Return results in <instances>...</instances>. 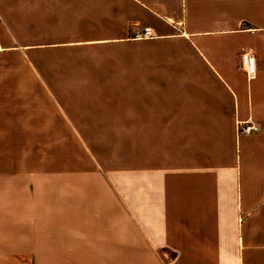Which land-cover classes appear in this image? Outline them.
Here are the masks:
<instances>
[{
    "label": "crops",
    "instance_id": "1",
    "mask_svg": "<svg viewBox=\"0 0 264 264\" xmlns=\"http://www.w3.org/2000/svg\"><path fill=\"white\" fill-rule=\"evenodd\" d=\"M145 28L153 38L138 36ZM68 46L102 48V78L117 80L106 94L134 96V245L108 184L114 205L98 210L114 234L95 233L96 206L71 184H0V224L39 240L28 252L49 257L39 264L58 263L64 229L87 248L73 264H264V0H0V52L31 62L37 48ZM14 79L0 70V136L18 138L0 141L30 142V122L12 112H29L31 88ZM250 123L259 132L240 135Z\"/></svg>",
    "mask_w": 264,
    "mask_h": 264
},
{
    "label": "rangeland",
    "instance_id": "2",
    "mask_svg": "<svg viewBox=\"0 0 264 264\" xmlns=\"http://www.w3.org/2000/svg\"><path fill=\"white\" fill-rule=\"evenodd\" d=\"M16 33L22 35L23 31L20 29ZM59 33L67 34L69 30L62 29L57 31ZM64 37V41H69ZM41 50L37 48L32 51L31 62L23 61L21 49L0 52L6 54L5 59L0 58V70L13 71L16 86L24 82L25 86L31 88V95L24 96L25 102L30 103L29 112L27 109L12 112L25 116V120L20 122H30L31 135L28 138L31 141H0V184L39 182L79 185L83 189L80 193L96 206L95 233L104 231L105 234H114L117 226L112 221L110 223L107 217L99 216L98 210L103 205H114L103 190L108 184L125 199L128 248L133 247L137 142L136 128L130 124L134 122V96L106 94L105 90L108 89L105 82L107 86H113L117 80L102 78V48L90 51L68 46L57 52L47 48ZM90 71H94V76ZM39 122L46 126L35 127ZM4 138L18 137L0 136V140ZM62 192L71 193V190L62 189ZM64 224L68 225L66 222ZM17 226L22 227L23 224H0V264H39L40 259L48 262V256L28 253L39 250L40 242L31 239L29 243V240L23 239L22 228L17 231ZM66 230L60 231L58 238L61 254L57 256V264H73L85 259L87 248L81 244L82 238H70L68 235H76L77 231ZM44 243L48 245L46 239ZM11 251L16 253H5Z\"/></svg>",
    "mask_w": 264,
    "mask_h": 264
},
{
    "label": "built area",
    "instance_id": "3",
    "mask_svg": "<svg viewBox=\"0 0 264 264\" xmlns=\"http://www.w3.org/2000/svg\"><path fill=\"white\" fill-rule=\"evenodd\" d=\"M142 39H151L154 37L153 31L151 28H145L142 33L138 35ZM243 66L249 78H255L258 65L255 57L245 53L243 55ZM260 128L254 124H239L238 131L240 135H251L259 132Z\"/></svg>",
    "mask_w": 264,
    "mask_h": 264
}]
</instances>
